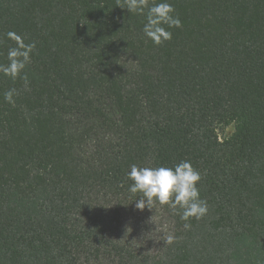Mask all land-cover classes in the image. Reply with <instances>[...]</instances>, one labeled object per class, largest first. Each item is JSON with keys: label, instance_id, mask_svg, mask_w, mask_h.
Wrapping results in <instances>:
<instances>
[{"label": "trees", "instance_id": "1", "mask_svg": "<svg viewBox=\"0 0 264 264\" xmlns=\"http://www.w3.org/2000/svg\"><path fill=\"white\" fill-rule=\"evenodd\" d=\"M119 2L0 0V264H264V0H167L160 45ZM183 160L190 228L128 191Z\"/></svg>", "mask_w": 264, "mask_h": 264}, {"label": "clouds", "instance_id": "2", "mask_svg": "<svg viewBox=\"0 0 264 264\" xmlns=\"http://www.w3.org/2000/svg\"><path fill=\"white\" fill-rule=\"evenodd\" d=\"M118 6L131 13L145 16L144 35L156 45L172 38L169 28L182 27L179 16L174 15L175 8L167 0L161 2L152 0L151 3L149 0H120ZM16 55L14 50L9 52L12 62L4 69L5 74L13 78L19 75L29 59L28 54L25 53L24 60L17 61ZM4 98L7 102L14 103L13 91L4 93ZM127 176L133 181L128 189L129 193L132 195L139 193V196L133 200L139 210L145 207L155 208L157 204L167 205L175 209L180 219L186 222L185 228L191 227L188 221L192 218L200 220L208 214L207 201L201 198L198 188L201 174L190 161L183 160L173 167H141L133 164ZM175 239L174 236L168 235L165 242L172 244Z\"/></svg>", "mask_w": 264, "mask_h": 264}, {"label": "rangeland", "instance_id": "3", "mask_svg": "<svg viewBox=\"0 0 264 264\" xmlns=\"http://www.w3.org/2000/svg\"><path fill=\"white\" fill-rule=\"evenodd\" d=\"M234 129H235V127H234V125H232V126L226 128L225 130H220L221 138H225L226 136L231 135L233 133Z\"/></svg>", "mask_w": 264, "mask_h": 264}]
</instances>
